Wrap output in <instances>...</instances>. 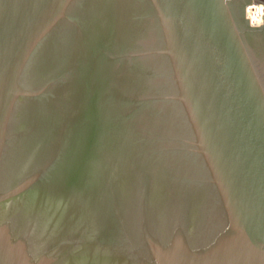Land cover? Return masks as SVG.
I'll return each instance as SVG.
<instances>
[{"label":"water","instance_id":"obj_1","mask_svg":"<svg viewBox=\"0 0 264 264\" xmlns=\"http://www.w3.org/2000/svg\"><path fill=\"white\" fill-rule=\"evenodd\" d=\"M232 2L0 0V264H264V34Z\"/></svg>","mask_w":264,"mask_h":264},{"label":"bare ground","instance_id":"obj_2","mask_svg":"<svg viewBox=\"0 0 264 264\" xmlns=\"http://www.w3.org/2000/svg\"><path fill=\"white\" fill-rule=\"evenodd\" d=\"M245 15L252 27H261L264 24V7L252 3L245 10ZM263 18V19H262Z\"/></svg>","mask_w":264,"mask_h":264},{"label":"flooded vegetation","instance_id":"obj_3","mask_svg":"<svg viewBox=\"0 0 264 264\" xmlns=\"http://www.w3.org/2000/svg\"><path fill=\"white\" fill-rule=\"evenodd\" d=\"M255 1L261 3L264 7V0H233V2H232L234 7H235L236 14L240 15L241 19L245 22L247 27H249L251 29L254 27H252L250 25V23L248 22L247 17L245 15V10H246L247 6L249 5V3H252ZM260 33L264 34V25H263L262 29L260 30Z\"/></svg>","mask_w":264,"mask_h":264},{"label":"rangeland","instance_id":"obj_4","mask_svg":"<svg viewBox=\"0 0 264 264\" xmlns=\"http://www.w3.org/2000/svg\"><path fill=\"white\" fill-rule=\"evenodd\" d=\"M252 3L256 4V6H259V5L263 6L261 3L257 2V1L252 2ZM252 3H251V4H252Z\"/></svg>","mask_w":264,"mask_h":264}]
</instances>
